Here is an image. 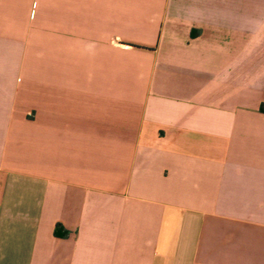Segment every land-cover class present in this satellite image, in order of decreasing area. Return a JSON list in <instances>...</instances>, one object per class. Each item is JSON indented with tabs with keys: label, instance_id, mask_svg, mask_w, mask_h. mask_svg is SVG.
<instances>
[{
	"label": "crops",
	"instance_id": "obj_1",
	"mask_svg": "<svg viewBox=\"0 0 264 264\" xmlns=\"http://www.w3.org/2000/svg\"><path fill=\"white\" fill-rule=\"evenodd\" d=\"M264 0H0V264H264Z\"/></svg>",
	"mask_w": 264,
	"mask_h": 264
},
{
	"label": "trees",
	"instance_id": "obj_2",
	"mask_svg": "<svg viewBox=\"0 0 264 264\" xmlns=\"http://www.w3.org/2000/svg\"><path fill=\"white\" fill-rule=\"evenodd\" d=\"M263 111H264V108H263Z\"/></svg>",
	"mask_w": 264,
	"mask_h": 264
}]
</instances>
